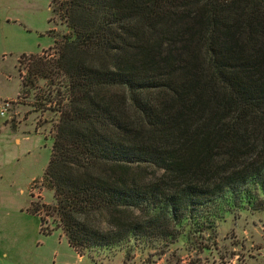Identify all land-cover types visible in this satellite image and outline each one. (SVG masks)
Segmentation results:
<instances>
[{"label":"trees","instance_id":"1","mask_svg":"<svg viewBox=\"0 0 264 264\" xmlns=\"http://www.w3.org/2000/svg\"><path fill=\"white\" fill-rule=\"evenodd\" d=\"M51 6L70 30L55 37L57 56L20 60L22 89L44 78L56 91L42 177L55 205L31 209L41 231L40 206L79 255L176 240L180 222L264 171V0Z\"/></svg>","mask_w":264,"mask_h":264},{"label":"rangeland","instance_id":"2","mask_svg":"<svg viewBox=\"0 0 264 264\" xmlns=\"http://www.w3.org/2000/svg\"><path fill=\"white\" fill-rule=\"evenodd\" d=\"M51 1L0 0V264H264V171L205 204L202 218L180 222L176 240L132 237L79 255L53 209L42 206L41 231L31 209L55 205L42 177L58 118L47 97L56 91L49 94L55 85L44 78L22 89L20 60L57 56L55 37L70 30Z\"/></svg>","mask_w":264,"mask_h":264},{"label":"built area","instance_id":"3","mask_svg":"<svg viewBox=\"0 0 264 264\" xmlns=\"http://www.w3.org/2000/svg\"><path fill=\"white\" fill-rule=\"evenodd\" d=\"M6 108V107H5ZM5 113H6V111L3 109L2 111H1V114L2 115H5Z\"/></svg>","mask_w":264,"mask_h":264},{"label":"crops","instance_id":"4","mask_svg":"<svg viewBox=\"0 0 264 264\" xmlns=\"http://www.w3.org/2000/svg\"><path fill=\"white\" fill-rule=\"evenodd\" d=\"M64 233V232H63ZM64 236H65V234H64ZM66 237V236H65ZM2 257H7V253H4L3 255H2Z\"/></svg>","mask_w":264,"mask_h":264}]
</instances>
